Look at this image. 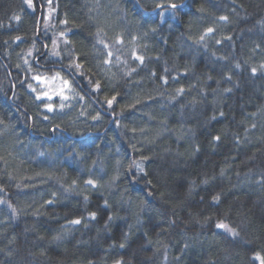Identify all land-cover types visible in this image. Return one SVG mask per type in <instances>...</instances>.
<instances>
[{
    "label": "trees",
    "instance_id": "obj_1",
    "mask_svg": "<svg viewBox=\"0 0 264 264\" xmlns=\"http://www.w3.org/2000/svg\"><path fill=\"white\" fill-rule=\"evenodd\" d=\"M257 253L264 0H0V264Z\"/></svg>",
    "mask_w": 264,
    "mask_h": 264
},
{
    "label": "snow or ice",
    "instance_id": "obj_2",
    "mask_svg": "<svg viewBox=\"0 0 264 264\" xmlns=\"http://www.w3.org/2000/svg\"><path fill=\"white\" fill-rule=\"evenodd\" d=\"M26 2H27V3L29 4V6L31 7V0H26ZM157 7H158V8H159V7H163V5L158 4ZM168 7L171 8V9H176L177 7H179V5H177L176 3H169V4H168ZM162 14H163V13H162ZM16 19H19V17H16ZM221 19H222V20H226L227 17H221ZM213 31H214V30H213L212 28H208V29H206V34H207V33H211V32H213ZM200 40H201V41L204 40V35H202V36L200 37ZM101 42H102V41H101ZM217 43H219V41H217ZM137 58L140 59L141 61L143 60V57H137ZM75 66L77 67V69H79V67H80L79 64H77V65H75ZM237 66H238V65H237ZM256 71H257V69H255V68L252 69V72H253V73H255ZM36 79H39V77H36ZM64 84H65V85H68V81H64ZM226 91H230V90H226ZM37 98H39V97H37ZM114 99H115V97H113L112 99H109V100L107 101L108 104L111 105V104L113 103V100H114ZM46 107L48 108L49 111H52V110H53L51 105H46ZM220 115H223V113H220ZM214 139L219 140V137H214ZM86 183L95 186V182L92 181V180H89V181H87ZM213 200H214V201L219 200V196H218V195H217V196H214V197H213ZM90 215H91L93 218H95V215H96V214H95V213H91ZM109 219H112V217L109 216ZM71 223L79 224V223H81V221H80L79 219H77V220H73ZM216 227L225 230L226 232L232 234L233 236L238 235V233L236 232V230L233 229V228H231L227 223L219 222V223H217ZM123 246H124V245L121 244V247H123ZM254 258L257 259V260H259V261H260V264H264V257H261L258 253L255 255ZM116 264H122V261H116Z\"/></svg>",
    "mask_w": 264,
    "mask_h": 264
},
{
    "label": "rangeland",
    "instance_id": "obj_3",
    "mask_svg": "<svg viewBox=\"0 0 264 264\" xmlns=\"http://www.w3.org/2000/svg\"><path fill=\"white\" fill-rule=\"evenodd\" d=\"M37 77H39V79H36L35 77V80L32 82V84H33V89L37 92V96L39 97L38 98L39 100H41L42 98L46 99L47 97H52L54 96L52 93L60 91L63 88V86L59 83V81L49 80L48 85H46L45 83L46 80L48 79L46 78L43 79L42 76H37ZM42 86L44 87L45 91L41 89ZM38 89H41V91L39 92ZM49 90H52V92ZM64 95L65 94H63L62 96ZM65 98H68V96L66 95V97H64L63 100H61V102H64Z\"/></svg>",
    "mask_w": 264,
    "mask_h": 264
},
{
    "label": "bare ground",
    "instance_id": "obj_4",
    "mask_svg": "<svg viewBox=\"0 0 264 264\" xmlns=\"http://www.w3.org/2000/svg\"><path fill=\"white\" fill-rule=\"evenodd\" d=\"M160 5H165V4H160ZM164 7H166V6H164ZM37 97H38V96H36V99H38ZM38 100H39V99H38Z\"/></svg>",
    "mask_w": 264,
    "mask_h": 264
},
{
    "label": "water",
    "instance_id": "obj_5",
    "mask_svg": "<svg viewBox=\"0 0 264 264\" xmlns=\"http://www.w3.org/2000/svg\"><path fill=\"white\" fill-rule=\"evenodd\" d=\"M164 6H168V4L163 5V7H164Z\"/></svg>",
    "mask_w": 264,
    "mask_h": 264
}]
</instances>
